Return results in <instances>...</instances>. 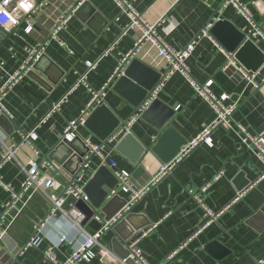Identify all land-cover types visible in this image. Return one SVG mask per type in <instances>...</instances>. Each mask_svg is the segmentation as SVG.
<instances>
[{
	"label": "crops",
	"instance_id": "1",
	"mask_svg": "<svg viewBox=\"0 0 264 264\" xmlns=\"http://www.w3.org/2000/svg\"><path fill=\"white\" fill-rule=\"evenodd\" d=\"M80 1L35 0L36 8L17 26L9 30L0 27V88L19 69L28 49L43 47L41 57L31 70L1 99L10 118L0 114V146L2 142L6 145L16 143L18 148L14 158L2 163L0 177L14 190L19 189L25 177L23 167L28 161H38L54 150L53 161L63 162L58 164L57 178L63 184L71 179L69 169L73 165H70L69 148L65 145L56 148L64 127L67 121L80 116L92 90L108 82L123 55L134 46L136 31L119 36L129 18L114 0H86L87 5L79 14L75 13L76 9L72 12L57 38H50L60 19ZM220 1L133 0V5L146 22L157 24V33L169 46L181 49L214 17L227 19L247 33L245 18L232 5L219 11ZM241 1L248 5L253 19L264 32V0ZM27 24H31L29 31ZM211 37L203 35L197 40L191 56L186 59L189 75L199 84L211 79L210 88L216 96L227 94L226 103H237L231 114L232 121L252 135L259 134L264 130V62L256 76L263 81L254 88L235 68H223L226 55L219 48L221 44ZM116 38L115 45L104 54ZM252 41L264 52L262 38ZM100 56L95 67L87 73L86 83H77L85 71L84 62L95 61ZM133 58L160 72V77L165 70V62L149 42H144ZM117 77L106 85L102 102L121 121L135 108L113 89ZM156 98L174 110L172 125L186 143L215 118V110L196 94L190 80L180 72L164 81ZM57 102L58 107L52 110ZM32 130L34 137L22 141V135ZM130 132L145 144H152L159 135L158 129L141 116L133 122ZM77 133L81 140L90 137L96 143L103 141L85 124L77 125ZM117 142L105 143L103 153L116 161L117 170L129 172L130 182L136 189L149 184L164 163L146 151L134 164L116 150ZM100 165V159L93 156L87 180ZM261 167L259 158L241 141L239 130L235 126L219 125L210 133V142L198 144L171 171L153 181L128 213L130 220L118 232L112 228L106 231L102 241L120 256L128 241L140 237L143 230L155 224L138 242L150 264H255L264 257V179H258ZM218 172L220 176L214 179ZM205 184L209 185L206 191L197 193L201 199L197 202L189 190L197 192ZM127 198V194L119 192L105 208L106 212H113V215ZM9 199L10 192L0 184V213ZM203 206L220 213L196 232L204 220ZM48 207L45 194L36 191L31 200L25 204L18 202L9 210L5 222L0 225V232L4 230L8 236L0 239V264H52L43 255L50 245L56 259L62 262L71 249L82 242L84 235L57 213L42 227L40 243L24 248L34 224L45 217ZM83 211L89 214H86L83 227L92 234L101 225L92 218L96 210L88 203L84 204ZM97 212L105 218V212ZM129 228L133 232L122 241L120 238L129 233ZM62 233L71 243L55 242ZM180 244L181 247L168 257ZM95 251V258L80 264H113L103 259L97 248Z\"/></svg>",
	"mask_w": 264,
	"mask_h": 264
},
{
	"label": "built area",
	"instance_id": "2",
	"mask_svg": "<svg viewBox=\"0 0 264 264\" xmlns=\"http://www.w3.org/2000/svg\"><path fill=\"white\" fill-rule=\"evenodd\" d=\"M85 0L78 2L74 9H72L68 14L60 19L58 24L52 30L50 38L56 39L59 30L67 22L68 18L72 15V12L83 3ZM120 10L125 13L128 18V24L123 26L119 36L126 34L128 31H136V37L134 41V46L131 50L123 55L118 66L115 68L113 74L108 79V82L104 84L100 89L92 90V95L90 100L87 102L85 108L78 118L67 121L61 139L66 138L68 140L73 139L78 136L77 125L84 124L86 117L95 106L102 104L104 90L106 85L112 81L116 76H119L125 65L135 56V53L139 50L140 46L144 42H149L155 48L156 55L163 59L165 62V70L160 77V80L155 84L153 89L149 92L147 99L140 104L135 110L130 114L125 120H121L119 124L113 129V131L105 138L102 142H93L90 137H83L82 142L87 148V152L82 157V161L78 165L76 171L71 176V179L63 184L58 178L59 165L56 164L48 156L43 155L38 161L29 160L27 166L23 167L25 177L21 182L19 189L14 190L9 184L4 183L0 177V184L10 192V199L7 200L3 206L0 213V225L6 220L8 212L11 208L15 207L18 202L25 204L28 200H31L33 193L36 191H41L45 194L49 201V207L45 214V217L34 224L33 233L27 240L25 247L27 246H37L41 241V229L46 224L47 220L59 213L61 216L65 217L80 233L84 235L82 242L71 249L65 260L62 262L56 259L53 251V246H48L44 251L43 255L46 260L50 261L52 264H80L81 261H90L96 256L95 248L99 251L102 258L108 260L109 263L113 264H150L144 257L142 249L139 247L138 242L141 237L145 236L150 230L155 227V224L151 225L147 229L143 230L140 237L128 241L124 246L127 254L123 257L118 256L109 250L103 243L102 238L106 231L110 230L115 224L122 220L132 209L133 205L143 196V194L148 190L149 185L157 180L160 176L168 171H171L173 166L179 162L186 154H188L194 147L202 142H210V133L214 128L219 125H227L228 127L235 126L240 133L241 141L249 148L262 163L258 179H264V130L259 134L252 135L246 131V129L235 124L232 121L231 114L236 108L237 103H226L228 99L227 94H221L216 96L211 91L212 80L208 79L204 83H197L191 79L187 65L186 59L189 58L195 48L197 40L203 36H209V29L212 24L216 21L217 17H214L211 22H208L202 30L197 33L183 48L175 49L169 46L164 39L157 33L156 25L150 24L143 19L142 14L134 7L133 0H114ZM31 5L30 8L26 7ZM228 5H232L235 10L240 13L248 23L247 33L245 34L247 39L254 40L262 38L264 40V32L261 30L259 25L255 22L252 16V12L248 5L241 0H221L219 5V11L226 8ZM36 8L35 0H0V27L3 30H9L19 24L20 20L29 15ZM31 24H27L26 30H30ZM118 36V38H119ZM118 38L114 40L111 46L106 50V54L117 42ZM42 46L40 48L28 49V54L25 60L20 64L19 69L11 74L4 85L0 88V114H4L7 118H10V114L6 111L2 105L1 99L3 95L12 87V85L17 82L23 75H25L29 70H31L33 64L39 60L42 55ZM226 55V62L223 66L224 69H229L233 67L239 72L242 77L247 81L248 84L254 88L258 87L263 79H257L256 76L258 71L246 70L233 58V54L227 52L219 46ZM100 56L95 61L86 60L85 71L80 75L77 83H86L87 73L93 69L101 58ZM180 72L185 75L194 86L196 94L202 96L208 104L215 110V118L213 121L203 128L197 136L192 140L183 145L177 155L171 159L169 162L164 163L159 174L147 185L143 186L141 189H136L130 182V174L126 170H117L115 168L116 161L109 155L103 153V147L105 143H113L119 141V139L125 134L130 132L131 125L140 116L141 112L147 107L149 102L156 97L158 91L162 88L164 81L173 73ZM63 99V98H62ZM57 102L52 110L58 107ZM177 109V107H176ZM34 137L33 130L28 134L22 135V141H30ZM18 148V144L12 143L6 145L2 142L0 146V167L3 162L14 158L15 152ZM93 156H97L100 159L101 165H107L114 173L117 178V183L114 187L108 190L107 199L117 196L119 192H123L128 195L124 204L109 218L105 219L99 212L95 211L92 214V218L100 222V228L97 229L92 234L86 232L83 227L84 221L86 219V214L83 209L78 206V202L81 201L84 204H88V196L84 192L83 188L87 181V170ZM220 173L218 172L214 179L218 178ZM209 184H205L201 188L194 192L189 190V193L197 202H201V199L197 195L198 192L203 193L206 191ZM204 208V220L200 227L196 230L199 231L210 222L214 221L216 216L220 211H213L209 208ZM4 230H1L0 237L4 234ZM65 238L60 240V242L67 241L71 243L67 235L62 233ZM181 244L168 254L171 257ZM162 264V263H158ZM255 264H264V257L260 258L255 262Z\"/></svg>",
	"mask_w": 264,
	"mask_h": 264
},
{
	"label": "water",
	"instance_id": "3",
	"mask_svg": "<svg viewBox=\"0 0 264 264\" xmlns=\"http://www.w3.org/2000/svg\"><path fill=\"white\" fill-rule=\"evenodd\" d=\"M87 5L85 0L77 8L75 13L79 14L80 10ZM91 13L94 10H90ZM209 33L221 44L227 51L233 54V58L246 70L257 71L264 62V52L254 43L247 39L245 34L239 30L231 21L227 19H217L209 29ZM231 68V67H229ZM160 78V72H157L150 66L140 62L138 59H131L124 67L122 73L117 77L113 84V89L122 96L134 108H137L148 97L149 92L153 89ZM174 110L161 102L159 98H153L147 107L141 112L142 119L150 122L155 126L159 135L152 144H145L139 140L135 134L129 132L122 136L116 144V150L136 164L146 151L154 154L162 163L172 159L180 147L186 144L185 140L178 137L176 130L172 125V116ZM3 116V115H2ZM120 120L104 103L95 106L85 119V126L100 139H105L113 129L119 124ZM67 146L71 156L73 167L69 169L71 175L74 174L82 157L87 152V148L82 140L77 136L71 140L63 138L60 140V146ZM55 152V150H54ZM52 152L48 157L52 159ZM53 160V159H52ZM63 164V162L58 163ZM117 178L113 171L107 165H100L86 181L84 192L88 196L90 206L96 211L106 213L105 219L109 218L112 213L106 212V207L117 197L107 199L108 190L115 186ZM124 201L121 202V206ZM78 206L83 209L84 203L79 201ZM120 206V207H121ZM119 207V206H118ZM86 211V210H85ZM87 216L89 215L86 212ZM131 214H127L122 220L112 227V230L118 232L119 228L130 220ZM139 227V226H137ZM135 227V228H137ZM133 232L129 228V233L122 236V241ZM8 236L3 234L0 239L5 240ZM10 249V248H8ZM125 250V248H124ZM127 254L126 250L120 256Z\"/></svg>",
	"mask_w": 264,
	"mask_h": 264
},
{
	"label": "clouds",
	"instance_id": "4",
	"mask_svg": "<svg viewBox=\"0 0 264 264\" xmlns=\"http://www.w3.org/2000/svg\"><path fill=\"white\" fill-rule=\"evenodd\" d=\"M5 2H7V0H5ZM49 230L55 232L54 228H50ZM64 238H65L64 236L58 235L57 240L55 242L58 243L60 240H63Z\"/></svg>",
	"mask_w": 264,
	"mask_h": 264
},
{
	"label": "snow or ice",
	"instance_id": "5",
	"mask_svg": "<svg viewBox=\"0 0 264 264\" xmlns=\"http://www.w3.org/2000/svg\"><path fill=\"white\" fill-rule=\"evenodd\" d=\"M26 7H27V8H30V7H31V5H27V4H26Z\"/></svg>",
	"mask_w": 264,
	"mask_h": 264
}]
</instances>
